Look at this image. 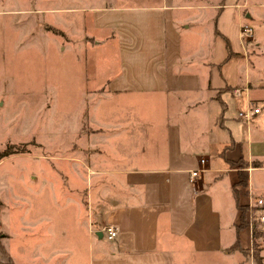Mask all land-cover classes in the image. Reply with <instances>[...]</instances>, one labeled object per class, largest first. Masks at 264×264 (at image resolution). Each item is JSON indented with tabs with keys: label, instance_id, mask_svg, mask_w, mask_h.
<instances>
[{
	"label": "crops",
	"instance_id": "obj_1",
	"mask_svg": "<svg viewBox=\"0 0 264 264\" xmlns=\"http://www.w3.org/2000/svg\"><path fill=\"white\" fill-rule=\"evenodd\" d=\"M68 2L54 10L84 14L82 49L117 51V69L90 91L124 100L118 122H92L101 139L117 137L118 164L102 149L85 166L77 150L68 155L70 172L80 179L84 167L87 176L85 198L76 187L90 219L79 252L75 239L66 255L14 258L0 240V264H257L249 224L238 228L235 186L245 170L240 204L264 199V0ZM242 24L254 30L243 41ZM149 94L155 102L136 99ZM255 107L250 122L240 117ZM109 225L119 229L114 240L102 231Z\"/></svg>",
	"mask_w": 264,
	"mask_h": 264
},
{
	"label": "rangeland",
	"instance_id": "obj_2",
	"mask_svg": "<svg viewBox=\"0 0 264 264\" xmlns=\"http://www.w3.org/2000/svg\"><path fill=\"white\" fill-rule=\"evenodd\" d=\"M68 3L0 0V150L22 152L0 162V240L14 258L53 249L66 255L75 239L80 251L90 219L76 187L85 198L87 176L84 167L80 179L70 172L68 155L77 150L85 166L87 153L102 149L109 166L118 164L117 137L101 139L92 122H118L124 100L90 91L117 69V51L83 50L84 14L54 10ZM136 99L155 102L150 94Z\"/></svg>",
	"mask_w": 264,
	"mask_h": 264
},
{
	"label": "built area",
	"instance_id": "obj_3",
	"mask_svg": "<svg viewBox=\"0 0 264 264\" xmlns=\"http://www.w3.org/2000/svg\"><path fill=\"white\" fill-rule=\"evenodd\" d=\"M254 30L252 27L248 25L242 24L240 26V39L243 41L247 36L253 34ZM261 112L260 107L251 108L247 111L240 112V117L245 119L247 122H250L254 115L259 114ZM204 161V160H202ZM203 169H197L191 171V182H194L199 176ZM248 224L251 228L252 239L254 241V230L259 227V223H264V199L255 198L250 196L248 203V211H247ZM103 233L109 240H114L118 234L119 229L116 226L109 225L102 229Z\"/></svg>",
	"mask_w": 264,
	"mask_h": 264
},
{
	"label": "trees",
	"instance_id": "obj_4",
	"mask_svg": "<svg viewBox=\"0 0 264 264\" xmlns=\"http://www.w3.org/2000/svg\"><path fill=\"white\" fill-rule=\"evenodd\" d=\"M11 148V147H10ZM7 149V150H4V151H1L0 150V162L3 161L4 159L12 156V155H15V154H18V153H22V152H16L15 148L12 150V149ZM241 163V167L245 168L247 167V163L244 161V160H240L239 161ZM239 176H240V181L239 183H237V185L235 186V197H236V200H237V206H238V209L240 210L241 214H240V224L238 226V228H243L245 226L248 225V221H247V211H248V208L247 206H243L240 204V201H239V194L241 192V190H243L247 185H248V172L245 171V170H241L239 172ZM262 236V231L259 227L255 228L254 230V244H253V248L254 246L256 245V249H254V252H253V256H254V259L256 260L257 264H264L263 263V258L260 254V248H259V244H258V239ZM238 244H236L234 246V248H238ZM244 252L246 254L250 253V252H247L244 250ZM8 264H15L13 262L12 259L9 260Z\"/></svg>",
	"mask_w": 264,
	"mask_h": 264
}]
</instances>
